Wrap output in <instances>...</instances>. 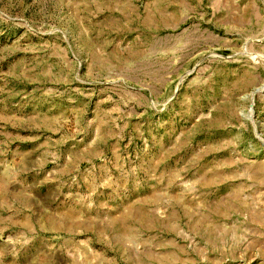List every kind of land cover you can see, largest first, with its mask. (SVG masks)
Here are the masks:
<instances>
[{"label":"rangeland","instance_id":"1","mask_svg":"<svg viewBox=\"0 0 264 264\" xmlns=\"http://www.w3.org/2000/svg\"><path fill=\"white\" fill-rule=\"evenodd\" d=\"M0 264H264V0H0Z\"/></svg>","mask_w":264,"mask_h":264}]
</instances>
